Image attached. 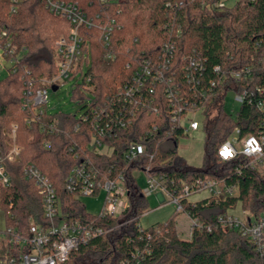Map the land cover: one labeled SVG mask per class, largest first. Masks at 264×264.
<instances>
[{
  "label": "trees",
  "instance_id": "obj_1",
  "mask_svg": "<svg viewBox=\"0 0 264 264\" xmlns=\"http://www.w3.org/2000/svg\"><path fill=\"white\" fill-rule=\"evenodd\" d=\"M167 2L171 6H166ZM215 3L216 0H119L106 11L93 1L89 8L104 9L113 15L116 9L120 11L115 17L121 29L114 31L111 38L112 58H103L104 50L96 32L91 31L89 73L97 100L115 95L116 89L130 78L131 70L126 65L134 66L143 57H155L164 42L174 43L176 64L183 66L189 57L200 62L203 69L195 73L200 80L197 91L217 78L212 70L215 65L226 71L249 67L238 83L228 77L226 83L214 88L215 96L205 101L201 123L205 132L203 162L200 168H193L177 153V142L183 135L178 128L171 130L164 97L157 113H138L130 125L104 138V143L112 147L109 155L99 154L90 146L91 120L74 130V113H47L42 118L53 122L58 131L43 132L38 122L31 119V109L23 108L22 99L27 81L32 79L36 85L42 77L54 73V43L67 30L68 23L49 12L44 0H0V29L10 32L14 43L25 48L15 71L0 78V146L5 148V132L13 122L18 125L22 145L19 161L8 164L10 187H0L5 228L26 237L29 214L36 222L45 224L40 194L22 174L24 164L34 163L53 183L68 218L94 220L104 230L72 251L64 264H264V254L256 252L246 238L218 221L219 216L238 203L243 211L264 214V170L247 165L242 156L225 161L217 154L234 128H239L241 136L256 133L264 120V112L253 104L245 102L236 109H227L222 101L224 92L234 87L254 91L255 98L264 102V0H228L223 7ZM184 56L188 59L183 60ZM178 78L186 88L183 73ZM78 98L82 94L72 92L71 99ZM45 139L50 141L49 148L43 146ZM131 142L145 143L146 154L134 160L125 159L123 153ZM81 161L93 164L107 176L124 178L127 204L119 214L92 216L82 201L66 190L68 171ZM136 170L162 175L171 193L180 188V182L191 183L201 177L236 183L238 192L220 200L209 196L196 201L183 199L182 213L204 225L202 229L194 227L190 239H183L176 229L175 218L181 213L176 210L164 222L145 228L138 226L148 203L134 178ZM1 236L6 237V243L0 245V261L27 250L12 245L10 234L4 229L0 230Z\"/></svg>",
  "mask_w": 264,
  "mask_h": 264
},
{
  "label": "built area",
  "instance_id": "obj_2",
  "mask_svg": "<svg viewBox=\"0 0 264 264\" xmlns=\"http://www.w3.org/2000/svg\"><path fill=\"white\" fill-rule=\"evenodd\" d=\"M93 1L99 3L106 11L110 4L119 2V0H44L48 11L66 21L68 28L54 43V73L50 77H42L36 85L32 79L27 81L22 103L23 108L31 109V119L38 122L40 129L47 134L58 131L53 122L42 118L51 113L48 108L49 90L56 87L53 91H57L66 82H71V94L74 91L82 94V98L74 99L82 104L80 111L74 114L77 119L74 130H78L81 123L91 120L93 132L90 146L99 154L109 155L112 147L104 143V138L130 125L138 113H157L162 107L163 97L168 104L171 130L178 128L183 136L198 130L202 123L204 103L215 96L214 88L226 83L228 77L238 83L245 71H249V67L226 71L215 65L212 70L217 78L211 79L206 88L197 91L196 86L200 80L195 78V73L203 69L200 62L189 57L183 66L176 64L174 43L164 42L155 57H143L134 66L126 65L131 70L130 78L116 89L115 95L104 101L97 100L89 73L93 40L91 31L96 32V38L104 50L103 58L110 59L113 57L110 51L112 34L121 29V23L115 17L120 12L119 9L114 11V15L106 13L104 9L93 11L89 9L93 6ZM227 2L228 0H216L215 5L223 7ZM166 6H171V3L167 2ZM11 10L14 11V8ZM24 52L25 48H19L14 43V36L10 32L0 29V64L4 63L6 72L15 71V65ZM185 59H188L187 56L183 57V60ZM181 73L185 78L186 88L178 78ZM187 90L190 93H186ZM255 90L257 93L262 91L260 88ZM228 92L233 93V101L238 106L247 102L264 112V102L255 98L254 91L228 88L222 96L224 105V98ZM186 94L192 97H187ZM196 114L200 115L201 120L195 118ZM5 135L6 146L5 148L0 146L2 188L10 187L8 164L19 161L22 151L17 123H11ZM43 146L49 148L50 141L45 139ZM146 148L145 143L131 142L123 156L127 160H134L145 155ZM217 154L225 161L242 156L252 168L259 171L264 169V120L256 133L241 136L239 128H234L218 147ZM22 174L33 183L40 194L45 224L36 222L29 214L26 237L16 236L11 228H4L5 232L10 234L9 242L12 245L27 247V250L10 255L7 259L1 260L0 264H64L72 251L103 233V228L94 220L67 217L62 211L61 201L53 183L34 163L24 164ZM171 183L174 184L173 181ZM65 188L77 200L99 193L104 195L101 210L97 214L90 213L92 216L112 217L123 210L119 211L118 206L122 196H126L124 178L121 175L107 176L87 161H81L70 168L65 177ZM199 191H206L209 197L220 200L236 195L238 186L236 183L226 184L214 178L201 177L191 183L180 182V188L171 193L162 175L145 173V185L141 187L144 197L154 193L167 196L178 212L183 211L182 200ZM242 213L243 217L226 213L219 216L218 221L223 227L235 230L246 238L256 252L264 254V214L257 216L243 210ZM188 218L190 224L187 237L190 239L193 228L202 229L204 225L196 218L190 216ZM207 230L210 228L207 227ZM148 238L150 239V236Z\"/></svg>",
  "mask_w": 264,
  "mask_h": 264
},
{
  "label": "rangeland",
  "instance_id": "obj_3",
  "mask_svg": "<svg viewBox=\"0 0 264 264\" xmlns=\"http://www.w3.org/2000/svg\"><path fill=\"white\" fill-rule=\"evenodd\" d=\"M63 33V32H62ZM61 34V33H60ZM4 65V63H3ZM0 64V78L4 77L6 69ZM71 82H66L64 85L60 86L57 91L49 90V99H48V108L51 112L63 111L71 112L77 114L80 111V106L82 104L77 103L71 99ZM233 93L228 92L225 95L224 102L227 109H236L238 105L233 101ZM211 114H214V110L211 111ZM195 118L201 120L200 115L196 114ZM204 137L205 132L202 127L198 130L188 133L187 135L181 136L177 142V153L189 167L200 168L203 162V153H204ZM261 167H259L260 169ZM262 169V168H261ZM264 169L260 170L263 171ZM134 178L137 181V184L140 187L145 185V173L136 170L133 172ZM208 196V192L199 191L191 194L188 199L198 200ZM104 195L102 193L81 197L80 200L85 205L86 211L92 214H97L103 205ZM147 210L140 216L138 221V226L145 228L157 222H164L167 220L175 210V205L168 200L167 196H164L160 193H154L147 197ZM127 204L126 196H122L119 200L118 210L125 208ZM227 213L233 214L238 217H243L241 206L238 203L234 208L228 209ZM177 225L181 228L183 225L188 222V217L184 213H179L176 218ZM175 220V221H176ZM4 212L0 210V229H4ZM178 232L180 230L177 229ZM181 232V234H187ZM6 243V237H0V245Z\"/></svg>",
  "mask_w": 264,
  "mask_h": 264
},
{
  "label": "crops",
  "instance_id": "obj_4",
  "mask_svg": "<svg viewBox=\"0 0 264 264\" xmlns=\"http://www.w3.org/2000/svg\"><path fill=\"white\" fill-rule=\"evenodd\" d=\"M199 200V199H198ZM193 201H196V200H193ZM185 214V213H184ZM187 216V215H186ZM188 217V216H187ZM176 220V219H175ZM188 222H186V224L185 225H183V227H179L178 225H177V220H176V229H178V230H180V236H181V238H183V239H188V237H187V234H186V237H184V235L185 234H181V232H183V233H186V230H187V232H188V228H189V224H190V219L188 218ZM3 228H5V215H4V224H3ZM0 230H3L2 228L0 229Z\"/></svg>",
  "mask_w": 264,
  "mask_h": 264
},
{
  "label": "water",
  "instance_id": "obj_5",
  "mask_svg": "<svg viewBox=\"0 0 264 264\" xmlns=\"http://www.w3.org/2000/svg\"><path fill=\"white\" fill-rule=\"evenodd\" d=\"M52 89H53V90H55V89H56V87H53Z\"/></svg>",
  "mask_w": 264,
  "mask_h": 264
}]
</instances>
